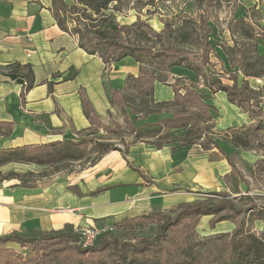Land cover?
<instances>
[{
  "label": "crops",
  "instance_id": "obj_1",
  "mask_svg": "<svg viewBox=\"0 0 264 264\" xmlns=\"http://www.w3.org/2000/svg\"><path fill=\"white\" fill-rule=\"evenodd\" d=\"M49 4L50 0H0V149L79 139L81 131L90 125L82 111V98L99 118L104 117L111 106L112 91L122 89L128 75L138 74L139 64L132 57L105 67L97 55L86 53L78 46L76 36L57 26ZM215 47L222 48L219 43ZM17 63L30 64L33 74V85L23 96L20 94L25 85V70L16 69ZM176 68L195 80L190 70L173 69ZM238 75L237 71L238 85L249 78L262 79L242 74L239 83ZM178 76L185 75L174 74L173 80L167 78V83ZM225 76H220L222 82L231 84L227 73ZM262 84L263 80L256 87L249 86L257 89ZM198 89L203 97L204 92H210L224 101L228 113L224 117L220 114L217 120V106L205 99L218 128L251 124L247 113L232 112L237 106L227 100L225 92H211L201 84ZM172 96L169 85L155 82L156 101L170 100ZM144 145L132 147L129 155L128 150H109L73 172L65 185L74 186L77 196L68 193L51 202L31 200L25 197L27 191L20 190L22 187L7 188L17 185L14 179L4 180L2 185L6 189L2 191L8 196L4 202L8 213L4 212L3 217L14 222L18 219L23 228L32 226L33 232L58 230L66 224L112 225L119 217L134 215V210H149L151 204L163 200L160 194L164 187L190 185L213 190L222 185L218 169L224 173L232 170L216 147L198 154L191 147L197 144L174 143L161 148ZM53 202L63 209H53L54 205H49Z\"/></svg>",
  "mask_w": 264,
  "mask_h": 264
},
{
  "label": "trees",
  "instance_id": "obj_2",
  "mask_svg": "<svg viewBox=\"0 0 264 264\" xmlns=\"http://www.w3.org/2000/svg\"><path fill=\"white\" fill-rule=\"evenodd\" d=\"M120 1L70 0L67 2L66 0H50L49 10L57 26L62 31L76 36L78 46L88 54L97 55L105 67L126 56L132 57L139 64L138 74L136 76L128 75L123 88L113 90L109 98L110 105L120 107L123 115L125 114L131 122L130 134H133L134 140H136L134 142L142 141L155 148L174 143H177V146L198 144L202 150L216 147L224 154L232 170L236 171L230 156L221 148L218 140L235 147L248 149L252 147V142L255 139L256 146H261L263 143L259 135L260 126L230 127L228 128V131H231L229 137L227 132L222 133L215 130V116L210 112V106L205 103V98L198 86L201 84L209 88L211 92L223 91L226 93L227 100L240 107L250 119L260 117L262 114L260 103L264 102V56L257 53V43H243L246 49L242 48L235 63L231 62L223 47L220 49L226 56V61L222 57L221 60L224 69L228 68L226 73L231 80V84L223 83L220 76L205 69L209 61V53L214 51L218 56L215 51V46L218 43L210 41L212 32L208 19L202 17L201 20L204 32L203 42L200 46V60L198 58L190 60L180 54L176 48L177 45H187L190 42L191 34L184 30L185 26L189 24L187 21L182 22L176 29L164 24L160 32L152 33L158 40L156 41L159 44L157 50H153V46L148 43L151 41L148 38L149 29L148 31L141 29L135 42L129 38L126 42L125 35L129 34V30L127 26L119 25L111 12L119 11L117 5ZM110 6L112 7L110 8ZM244 19L243 16L234 17V23L229 30L232 35L240 30L241 38L251 40V34H248L247 31L249 25ZM237 24H240L238 29ZM145 26L147 27V25ZM15 67L25 70V85L20 94L23 96V93L33 85L32 69L30 64L17 63ZM175 67L190 70L195 80L187 81L184 77L178 76L168 84L167 78ZM231 68L234 69L233 72ZM237 71L242 72L245 77L262 78V86L252 89L247 80H243L238 85ZM155 82L170 86L173 92L170 100L156 101L154 99ZM82 111L89 121V127L100 119L90 103L84 98H82ZM151 115L156 116L154 121L144 122L140 125L134 123L138 120L148 119ZM7 124L2 123V125ZM89 144L90 141L82 137L77 140L0 149V166L9 163L33 164L40 167L59 166L83 159L89 153ZM94 150L98 155L109 150H119L122 153L125 151L110 141L104 140L98 141ZM9 179L20 180L21 174L9 170L0 177V181ZM247 210L250 213L255 212L252 214L254 219H264V205H250ZM240 211L239 204L226 196H221L216 202L206 200L184 203L173 216L164 217V221L157 227L156 240L153 244L146 243L141 247H136L122 243L118 246L112 239H106V233L97 238L96 245L85 249L77 246L76 249L80 253H85L88 250H101L108 246L111 248V256L114 258L110 256V261L107 264H160L157 257L153 255L154 251L151 250L159 249V239L179 220L192 216H211L214 217L213 226L214 223L220 221H232ZM39 239L76 242L77 236L73 232V227L66 224L62 229L49 232H35L30 235L10 232L0 235V245L15 243L20 246L32 244L35 247ZM227 246L221 253H216L217 255L207 253L199 258L186 259L173 254L164 264H264V240L251 232L244 231L240 224L236 225L230 233Z\"/></svg>",
  "mask_w": 264,
  "mask_h": 264
},
{
  "label": "rangeland",
  "instance_id": "obj_3",
  "mask_svg": "<svg viewBox=\"0 0 264 264\" xmlns=\"http://www.w3.org/2000/svg\"><path fill=\"white\" fill-rule=\"evenodd\" d=\"M68 2L70 1L68 0ZM117 6L119 11L113 10L111 12L119 25L127 26L129 34L127 36L124 34L126 42H128V38L135 42L141 29H147V31L149 29L148 38L151 41L148 43L153 46V50H157L159 44L156 41L158 40L152 33L160 32L164 24L176 29L182 22L187 21L189 24L185 26L184 30L191 34L190 42L187 45H177L176 48L180 54L190 60L196 58L200 60V46L203 42L202 35L204 32L201 20L204 17V19H208L212 32L210 33V41L219 43L232 63L236 62L242 48L246 49L243 43H257V53L259 55L264 54L262 48L264 46V0H121ZM239 16L245 17L244 21L248 23L247 31L248 34H251V40L241 38L240 30H237L234 35L230 33L229 28L234 23V17ZM236 27L238 29L240 24H237ZM215 51H217L218 56L214 51L209 53V61L205 69L215 75L225 76L228 68L224 69L221 57L224 60L225 58L219 48L215 47ZM171 72L168 81L173 80L174 74L177 73H183L185 75L183 77L187 81H192L189 74L183 69L176 68ZM238 74V82L240 83L243 75L239 71ZM248 82L250 86L256 87L262 83V79L254 81L249 78ZM204 97L206 101H211L217 106V120H219L220 114L224 117L228 113L224 101L218 99L215 93L204 92ZM261 107V116L249 119L251 120L250 125L230 127L260 126L259 135L263 145L256 146L254 139L252 147L243 149L218 140L221 148L231 155L237 168V171L230 169L225 173L222 169H218L219 177L222 180L221 186L213 190L190 185L164 187L160 194L163 200L151 204L149 210H134L132 211L134 215L126 214V216L117 218L112 224V230L106 234V239H112L118 246L122 243L136 247H141L146 243L153 244L156 240L157 227L164 221V217L173 216L184 203L206 200L216 202L221 196H226L233 199L241 207V211L233 217V220H224V222L214 223L213 226L214 217L211 216H192L179 220L159 239V249L151 250L154 251L153 255L157 257L160 264H164L173 254L189 259L190 257L199 258L207 253L214 255L221 253L228 247L229 235L238 224L243 227L244 231L251 232L264 240V219H254L252 214L255 212L250 213L247 210L250 205H264V103L261 104ZM233 111L244 113L238 106L232 108ZM155 119L156 117L150 116L148 119L138 120L134 123L140 125ZM88 127L81 131L78 137H85L90 141L89 153L83 159L48 167L22 163L2 165L0 166V177L9 170L21 174L20 180L14 179L17 185L7 188L22 187L24 189H20L21 191H27L25 197L41 202H51L56 196L59 198V196L68 193L77 196L76 188L74 186L68 187L65 184L69 179H72L73 172L90 165L99 156L94 150L98 141H110L113 145L128 150V155L133 151L132 147L146 144L142 141L134 142L136 140H134L133 134H130L131 122L125 114L123 115L118 106H110L104 117H100L98 121ZM215 130L222 133L227 132L228 137L231 133L228 131V127L218 128L217 121ZM191 147L198 154L203 152L198 144ZM243 154L245 155L243 156ZM3 181H0V235L10 232H19L25 235L35 233L36 231L31 230L32 226L26 225L23 228L18 219L14 222L3 217L4 212L8 213L4 206L8 196L3 194L5 188L2 185ZM49 205H54V202L49 203ZM52 208L55 210L63 209L55 207V205ZM76 247L75 242L44 239H39L35 247L32 244L20 246L15 243H7L0 245V264H65V262L66 264H107L112 255L111 248L108 246L101 250H88L85 253H80ZM152 247L154 248V246ZM111 258L114 257L111 256Z\"/></svg>",
  "mask_w": 264,
  "mask_h": 264
},
{
  "label": "built area",
  "instance_id": "obj_4",
  "mask_svg": "<svg viewBox=\"0 0 264 264\" xmlns=\"http://www.w3.org/2000/svg\"><path fill=\"white\" fill-rule=\"evenodd\" d=\"M112 225H99V226H93V225H78L73 227V232L77 236L76 245L80 248H89L92 247L97 238L100 235L106 234L112 230Z\"/></svg>",
  "mask_w": 264,
  "mask_h": 264
}]
</instances>
